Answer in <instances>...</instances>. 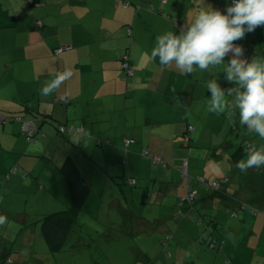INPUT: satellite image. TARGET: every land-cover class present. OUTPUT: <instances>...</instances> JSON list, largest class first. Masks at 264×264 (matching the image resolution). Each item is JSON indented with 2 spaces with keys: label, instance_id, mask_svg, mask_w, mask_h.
Here are the masks:
<instances>
[{
  "label": "crops",
  "instance_id": "1",
  "mask_svg": "<svg viewBox=\"0 0 264 264\" xmlns=\"http://www.w3.org/2000/svg\"><path fill=\"white\" fill-rule=\"evenodd\" d=\"M230 1L0 0V115L13 118L0 122V215L8 218L0 227V258L9 260L5 264H31L38 237L32 224L70 207L68 180L60 171L68 160L91 187L75 226L82 215L99 219L106 204L107 222L116 230L131 236L152 230L158 247L167 234L173 236L171 257H159L160 264H197V259L207 264L210 253L214 264H264V215L252 210H264V166L244 173L236 168L247 157L245 142L259 149L264 139L241 126L234 105L221 114L209 111L210 81L224 90L235 87L225 79L233 54L192 74H181L174 65L163 68L151 58L157 36L179 34L201 7L223 12ZM234 43L244 49L240 59L264 63V26ZM64 47L69 49L56 55ZM122 55L129 56L133 70L128 81ZM65 69L71 78L41 96L45 83ZM225 99L231 103L234 97ZM33 120L39 134L28 143L22 129ZM60 126L83 133L64 135ZM189 126L194 131L187 134ZM143 151L162 162L144 159ZM223 176L232 181L227 197L206 189V180ZM128 179L149 185L147 200L130 204L129 191L127 197L117 184ZM190 185L199 196L193 209L185 203ZM170 193L177 196L176 205L168 202ZM156 205L161 209L152 212ZM207 222L213 223L204 227ZM205 238L223 242L224 251H209ZM157 250L142 252L144 264Z\"/></svg>",
  "mask_w": 264,
  "mask_h": 264
},
{
  "label": "clouds",
  "instance_id": "2",
  "mask_svg": "<svg viewBox=\"0 0 264 264\" xmlns=\"http://www.w3.org/2000/svg\"><path fill=\"white\" fill-rule=\"evenodd\" d=\"M186 25L181 27L179 34L168 31L157 36L151 58H158L163 68L174 65L181 74H192L197 68L205 71L210 65L223 64L224 58L232 53L225 67V79L235 87L224 90L214 80L210 81L207 84L211 92L209 111L221 114L234 105L239 111L241 126L264 139V63L257 62L254 57L240 59L244 49L234 43L246 33L264 26V0H232L223 12L211 5L203 6ZM72 75L69 69L57 71L55 79L41 88L40 95H51ZM226 96L234 100L230 103ZM64 99L66 101L67 97ZM262 166L264 148L257 149L254 145L249 147L246 159L236 163L241 173ZM7 223V216L0 215V226Z\"/></svg>",
  "mask_w": 264,
  "mask_h": 264
},
{
  "label": "rangeland",
  "instance_id": "3",
  "mask_svg": "<svg viewBox=\"0 0 264 264\" xmlns=\"http://www.w3.org/2000/svg\"><path fill=\"white\" fill-rule=\"evenodd\" d=\"M40 115L43 114L41 113ZM84 171H86L85 168ZM117 181L121 182L120 180ZM137 181V186L133 188H129L128 186L121 187L127 197V190L129 191L130 204L135 206L139 205L141 201L147 200V191L150 190L149 185H145L140 179ZM141 192L143 193L141 194ZM110 196V194L107 195L106 199H110ZM119 196L122 198L121 192ZM168 197V202L171 205L177 204V196L174 193H170ZM48 204L53 206L50 200ZM19 209L25 210V205ZM43 209L45 207L40 203V211ZM62 209L64 210L66 207H62ZM149 209L155 212L161 208L156 205L151 206ZM48 210L50 211L51 208ZM108 213L109 209L107 205L103 204L102 214L99 219L94 220L86 215H82L78 220V225L74 226L75 232L71 233L66 239L63 244V249L60 252L52 251L46 243L41 234V224H32L38 237L36 239L35 251L31 258V264H107L109 261L107 260L108 258L113 259L114 264H144L141 260L142 252L145 253L146 249H151L154 246L158 250L151 254L150 264H160L158 258L167 256L166 252L163 251L161 243H159L158 247L154 242L155 240L152 239L153 237H157V233H150L152 230H136L134 236L125 234L124 231L116 230L114 226L109 225L107 222ZM13 225L16 227V224ZM151 227L153 228L155 226ZM204 227H206L205 223ZM207 249L212 252L208 246ZM206 262L207 264H214L216 262L211 253L208 254ZM15 264H22V262L16 260ZM197 264H199L198 259Z\"/></svg>",
  "mask_w": 264,
  "mask_h": 264
},
{
  "label": "trees",
  "instance_id": "4",
  "mask_svg": "<svg viewBox=\"0 0 264 264\" xmlns=\"http://www.w3.org/2000/svg\"><path fill=\"white\" fill-rule=\"evenodd\" d=\"M231 3H232V0L227 5H230ZM227 5H226V7H227ZM226 7H225V9H226ZM129 36H131V33H129ZM67 49H69V48H67V47L59 48L58 50H56V55H59L60 53L66 51ZM120 60H121V64H122V69L124 71L123 80L128 81L129 78H131L133 76V70L131 68L129 56L128 55H122L120 57ZM124 63H128V67H129L128 69L123 67ZM128 70H130L132 72L131 77H129V75H128ZM1 118L4 119L5 122H8L11 119H13L12 117L0 115V119ZM48 119H50V118H48V116H44L43 120L45 122H50V120H48ZM5 122H1V123L3 124ZM33 122H34V126L36 129V132H34V134H33V137H34L33 139L35 140V139H37V136L39 134V130H38L39 128L37 126L36 121L33 120ZM57 127L59 128V126H57ZM189 127H193V126H189ZM188 128H187V134L194 131V127H193L192 131H189ZM61 129H64V131H61ZM22 130L24 131V129H22ZM59 132L61 134L69 135V136L83 133L81 129H76V128L67 129V128H63V126L62 127L60 126ZM24 134H26L25 131H24ZM34 140L29 141L27 139L28 143H32V142H34ZM130 144H131L130 141H128V140L125 141V146H124L125 152L128 151L127 149L130 146ZM250 146H251L250 143L245 142V148H246L245 150L246 151H248ZM141 156L144 159H150V160H152V158L155 157V155H153L151 152H148V151L141 152ZM150 156H152V158H150ZM121 166H124V165L122 164ZM60 171L65 176L66 180H68V187L70 189L69 191L71 192V196H72L71 205L67 209H64L60 212H54V213H51L50 215H46V217L42 220V223H41V234H42L44 240L46 241V243L51 248V250L54 252H60L63 249V244L66 241L67 236L71 233L73 227L75 226V223L77 221V216L83 210L84 205H85V203L89 197V194L91 192L90 185L83 178V176L81 175L78 168L75 165L69 163V160L65 162V164L61 167ZM103 178L113 180L114 174H110V175L109 174H106V175L103 174ZM105 182H107V181L105 180ZM205 182H206V185H205L206 189L208 187L209 191H211L214 194L219 195V197H227V195H229V193H230L228 191V187L230 186V184L232 182L230 176H223L222 178L215 180V181H212L211 183H209L207 180ZM117 184H118L119 188L124 186V185L134 187V186H136V181L134 179H128L126 181V184H125V182H123V184L121 182H117ZM213 184H216V185H213ZM192 189H193V187H192ZM105 191H110L111 193H114V190H112L111 188H108V190H105ZM105 191H102L101 194L103 195V193ZM187 195L185 197V203L187 204L186 207L193 209L199 200L198 193L196 192V195L194 198H189V197H187ZM242 208H245V206H243ZM252 210L257 211L258 214L264 215V210H259V209H252ZM100 211L102 213V210H100ZM234 215L235 214H233V216ZM212 223L213 222H207L205 224L206 225H208V224L212 225ZM109 225H111V224H109ZM203 240L205 241L206 245H208L209 249L214 250L218 253L221 251H224L225 245L223 242H218L214 238H205ZM172 242H173V236H171L169 234H167L165 236V238L162 239L161 242H159L163 246V251L166 252V255H167L166 257H168V259H169V257H171V255L168 253V250L171 247ZM7 260L8 259L6 257L0 258V264L7 263L9 261V260L8 261ZM107 260H109L107 264H112V262H114L113 259L111 260L108 258ZM12 262H13V260H12Z\"/></svg>",
  "mask_w": 264,
  "mask_h": 264
},
{
  "label": "built area",
  "instance_id": "5",
  "mask_svg": "<svg viewBox=\"0 0 264 264\" xmlns=\"http://www.w3.org/2000/svg\"><path fill=\"white\" fill-rule=\"evenodd\" d=\"M123 67L126 68V69H128L129 68L128 67V63H124ZM128 75H129V77L132 76V72L130 70H128ZM0 122H5V121H4V119L1 118L0 119ZM23 129L26 132L27 139L29 141L34 140L33 139L34 138L33 137V134H34V132H36V129H35V126H34V122L33 121H27V122H25ZM188 129H189V131H192L193 130V127H189ZM61 131H64V129H61ZM150 158H152V156H150ZM152 160L154 162H162V160L160 158H158V157H153ZM213 185H216V184H213ZM187 194H188L187 197H189V198H194L195 195H196V192L192 189V186L191 185L188 187Z\"/></svg>",
  "mask_w": 264,
  "mask_h": 264
}]
</instances>
